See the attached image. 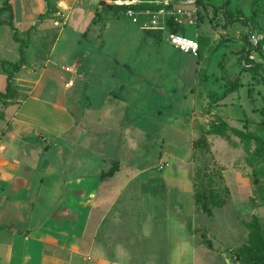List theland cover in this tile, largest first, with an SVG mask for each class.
I'll list each match as a JSON object with an SVG mask.
<instances>
[{
    "label": "crops",
    "instance_id": "crops-1",
    "mask_svg": "<svg viewBox=\"0 0 264 264\" xmlns=\"http://www.w3.org/2000/svg\"><path fill=\"white\" fill-rule=\"evenodd\" d=\"M10 1L19 35L29 39V46L27 60L15 77L22 96L5 108L0 120V264H89L91 258L96 264H139L129 257L158 263L164 258L162 263L169 264L171 232L160 219L168 220L170 207H163L162 212L159 178H154L158 182L151 195L147 193L146 169L135 159L155 140V134L143 124L153 119L159 104L140 105L129 97L124 80L83 72L78 61L61 64L64 55L30 61V49H38L48 37L47 20L28 30L46 11L47 0H42L45 3L35 19L33 14L29 18L25 14L23 29ZM2 4L0 0V8ZM9 16V11L0 10V19ZM2 26L10 28L13 40L7 36L3 40L0 32V91L8 83L2 60L16 61L21 56L13 29L0 23ZM199 26L200 20L196 32L204 37V52L219 34L201 31ZM243 43L239 40L238 50ZM234 61L231 71L224 67L220 76L200 73L195 79L214 88L204 92L202 111H192L203 132L208 118L215 115L227 117L236 126H242L245 119L251 126L255 122L246 117L247 102L241 101L239 90L247 84L254 102L256 87L262 83L253 73L245 82L243 74L250 70H242ZM69 66H74L72 71ZM239 73L243 85L219 97L229 78ZM259 107L252 110L258 112ZM116 162L119 167L114 174L103 176ZM128 162L133 171L126 175ZM242 177L237 178L240 186ZM149 205L158 212V222L146 221Z\"/></svg>",
    "mask_w": 264,
    "mask_h": 264
},
{
    "label": "rangeland",
    "instance_id": "rangeland-1",
    "mask_svg": "<svg viewBox=\"0 0 264 264\" xmlns=\"http://www.w3.org/2000/svg\"><path fill=\"white\" fill-rule=\"evenodd\" d=\"M53 1L58 2L60 7L67 8L68 18L61 25L54 23L55 17L47 20L48 37L39 43L38 49H30V61L34 62L38 58L46 61L50 56L61 58L64 55L61 64L78 61L83 72L115 75L124 80L129 97L139 101L140 105L150 106L152 101L159 104L153 119L144 121L143 124L152 130L155 140L150 145H145L144 155L139 154L135 159L138 166L146 169L143 182L147 193L151 195L155 182H158L154 178H159L163 187V190L159 188L162 212L164 213L163 207H170L168 220L158 218V212L151 205L145 209L146 221L151 223L152 220L158 222L160 219L170 229L169 264H228L226 257L230 264H239L238 250L247 241L245 223L257 215L264 225V174L259 175V182L255 181L254 168L247 160V151L242 143L234 145L232 142L238 141L237 137L227 140L209 134L211 150H194L193 141L203 131L196 126L195 113L192 111L194 108L202 111L204 92L210 93L214 89L210 83L201 84L195 79L200 73L220 76L224 67L229 71L233 70V59L235 65L240 66L237 43L243 35L250 31L259 39L264 36V0H231L229 9L237 18L233 19V15L226 16L222 8L214 17V23L211 21L213 11L210 8L202 10L203 16L201 19L199 17L200 30L217 33L219 36L201 56L183 53L165 38L159 40L148 35L125 12L114 16V12L109 9L112 0H103L104 3H101L102 0ZM13 2L22 29L25 14L28 13V18L33 14L35 19L34 15L40 5L45 3L42 0ZM211 2L215 6H222L224 0ZM245 18L250 19L251 25L247 26ZM28 21L32 23L33 20ZM188 27L190 32L187 35L194 36L197 27ZM0 32L4 34L3 40L6 36L13 40L9 27H0ZM253 54L255 59H261L258 52L254 51ZM251 75V71L245 72L243 80L246 82ZM215 84L212 81V85ZM248 87L245 84L239 90L241 101L247 102L246 117L256 121L261 115L252 108L264 104V84L256 87L252 98L254 102L250 101ZM210 120L209 117L208 121ZM128 165L126 175L133 171L131 162ZM207 165L225 172V191L222 192L224 201L212 216L196 214L194 202L195 171L201 170L197 181L203 186L206 179L202 174ZM239 174L243 176V186L238 183ZM197 221L209 225V236L215 249L196 242L194 237ZM156 230L158 228L154 231ZM127 259L139 264H163L164 258L160 263L152 259L144 260L143 257ZM89 264H96L95 259L91 258Z\"/></svg>",
    "mask_w": 264,
    "mask_h": 264
},
{
    "label": "trees",
    "instance_id": "trees-1",
    "mask_svg": "<svg viewBox=\"0 0 264 264\" xmlns=\"http://www.w3.org/2000/svg\"><path fill=\"white\" fill-rule=\"evenodd\" d=\"M101 3H104L102 0ZM231 0H224L222 6H215L213 2L209 1L204 5V9L209 8L213 11L211 21L214 23V17L223 8L226 16H232L236 19L234 12H231L229 6ZM133 7H138L132 5ZM109 9L114 12V16H120L122 12L128 7L126 4H109ZM139 7L142 8H157L155 3H142ZM60 6L53 0H47V9L42 13L36 23H34L28 30L31 32L36 29L42 22L53 19ZM0 10H7L10 12L8 19H0V23L8 24L13 29V36L16 41L20 43V59L16 61L2 60L4 71L8 76V83L4 91H0V120L5 116V108L21 98V92L18 85L15 83V77L21 71L23 65L27 60L26 48L29 46V39L20 37L18 26L14 22V9L10 0H3V4ZM99 12V11H98ZM203 12H200V18H202ZM249 20V21H248ZM245 23L251 25L249 18H245ZM251 27V26H250ZM169 30L185 34L186 25L180 24L174 21H170ZM250 30V29H249ZM144 31L159 40L164 39V31L161 29H144ZM250 31L243 35V46L238 50L239 63L242 70H250L253 73V77L258 83L264 84V36L258 40L257 45L253 44L250 39ZM200 41V56L204 49V37L199 35ZM258 52L261 59L251 58L252 52ZM245 61V63H243ZM243 85L240 77V73L234 78L227 81V87L219 97H225L229 93L236 91ZM251 90V89H250ZM264 98V95H263ZM258 112L261 114L262 119L253 122V126L250 125V121L245 119L242 126L234 125L227 117L215 115L207 122L205 130L201 136L194 139L193 148L196 151L200 149L202 151L211 150V141L209 140V134H215L221 136L224 139L231 140L232 137H237L238 141L232 140L234 145L242 143L243 147L247 151V160L249 164L254 168L255 181L259 182V175L264 174V104L259 107ZM119 164L116 162L103 176L112 175L118 169ZM201 170L195 171L194 177V202L196 214H207L212 216L215 209L220 206L224 198H222V192L225 191L223 181L225 176L223 169L215 168L211 165H207L204 169L202 176L206 179V184L200 186L197 178L200 177ZM7 228L14 229L15 226L8 225ZM247 229V241L244 242L237 254V260L239 264H264V225L261 222L259 216L255 215L251 221L245 223ZM210 227L208 224L197 221L195 223V240L199 245H204L209 249H215L213 240L209 236Z\"/></svg>",
    "mask_w": 264,
    "mask_h": 264
},
{
    "label": "built area",
    "instance_id": "built-area-1",
    "mask_svg": "<svg viewBox=\"0 0 264 264\" xmlns=\"http://www.w3.org/2000/svg\"><path fill=\"white\" fill-rule=\"evenodd\" d=\"M209 0H112L115 4H126L128 7L124 12L130 16L135 22H138L143 29H161L164 31V38L176 49L198 55L200 52L199 32L194 36H190L169 30L170 21L180 24L197 25L200 12ZM142 3H155L157 8L139 7ZM138 7H133L136 5ZM67 8L60 7L55 14L54 23L56 25L65 24L68 13ZM250 41L257 45L259 37L251 32ZM254 52V51H253ZM250 55L255 59L254 54ZM245 63V61H243ZM74 66L67 67L73 70Z\"/></svg>",
    "mask_w": 264,
    "mask_h": 264
},
{
    "label": "water",
    "instance_id": "water-1",
    "mask_svg": "<svg viewBox=\"0 0 264 264\" xmlns=\"http://www.w3.org/2000/svg\"><path fill=\"white\" fill-rule=\"evenodd\" d=\"M228 264H230V260L226 257Z\"/></svg>",
    "mask_w": 264,
    "mask_h": 264
}]
</instances>
